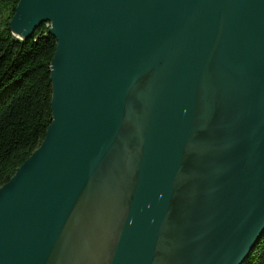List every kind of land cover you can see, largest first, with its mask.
<instances>
[{"label":"water","instance_id":"1","mask_svg":"<svg viewBox=\"0 0 264 264\" xmlns=\"http://www.w3.org/2000/svg\"><path fill=\"white\" fill-rule=\"evenodd\" d=\"M57 41L52 122L0 188V264H248L264 236V0H20Z\"/></svg>","mask_w":264,"mask_h":264},{"label":"trees","instance_id":"2","mask_svg":"<svg viewBox=\"0 0 264 264\" xmlns=\"http://www.w3.org/2000/svg\"><path fill=\"white\" fill-rule=\"evenodd\" d=\"M19 2L0 0V188L41 147L52 122L51 62L57 41L48 23L27 40L12 34ZM248 264H264V236Z\"/></svg>","mask_w":264,"mask_h":264},{"label":"rangeland","instance_id":"3","mask_svg":"<svg viewBox=\"0 0 264 264\" xmlns=\"http://www.w3.org/2000/svg\"><path fill=\"white\" fill-rule=\"evenodd\" d=\"M7 16L8 15H7L6 11H3V17H1V18H3L5 20Z\"/></svg>","mask_w":264,"mask_h":264}]
</instances>
